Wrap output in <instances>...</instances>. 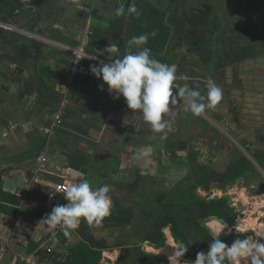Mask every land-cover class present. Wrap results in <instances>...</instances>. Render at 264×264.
Masks as SVG:
<instances>
[{"label": "crops", "instance_id": "1", "mask_svg": "<svg viewBox=\"0 0 264 264\" xmlns=\"http://www.w3.org/2000/svg\"><path fill=\"white\" fill-rule=\"evenodd\" d=\"M78 3L82 7L77 8ZM105 3L106 0H103L104 6ZM91 4H94L92 0H0V244L5 243L0 245V255L8 254L9 261L13 264H25L17 258L20 254L31 257L35 250L33 244L41 245L45 252L46 246L42 245L44 241L50 244L57 239L56 252L67 256L72 247L85 241L84 233L81 232L83 229L86 231L85 234L92 235L93 232L97 234L98 229H108L109 222L103 219L99 225L95 223L89 225L82 220L79 228L72 231L70 237H65L59 229L49 230L41 221L53 207L67 203L64 196L54 189L56 183L65 181L70 184L87 180L93 187L108 184L111 187V194L112 187L116 184L121 194L125 193L124 181L111 178L114 175L125 176L124 170L117 168L116 174L109 173L106 176L107 180L93 182L91 175H88L87 166L83 164L76 167L72 161L81 160L85 156L96 160L97 155L100 156V153H96L99 152V148H95L94 151L87 140L96 143L98 140L91 137L92 133L97 135V138L102 137L108 127L107 118L112 117L114 110L117 114L120 111L116 109L114 103L109 105V102L115 99L108 92L103 102L104 90L97 98L94 96L93 102L88 104L83 95L90 94L86 91L82 93L78 89L85 83L87 77L75 72L80 64L90 67L98 65L101 61L108 63V59L113 56L102 48L104 50L102 57L100 48L91 44L90 27L94 24L93 13L96 11ZM135 9L136 12L129 10L128 14L123 16L122 26L125 32H141L142 27L147 24L148 34L153 31L162 32L160 27L169 33L177 26L175 20L170 22L165 15L161 17L163 22L155 20L152 24L151 20L146 21L147 16L142 13H173L177 18H181L182 15L184 17V14L189 18L191 17L189 13H203L202 19L205 17L210 19L209 30L213 31L212 36L216 35L214 27L227 24L229 31L223 32L231 33L232 43L240 45L241 54L248 51L253 41H264V0H139ZM103 10L100 13H103ZM137 12L139 15L130 14ZM177 21L180 22L179 19ZM206 23L202 20L198 28L203 29L202 26L207 25ZM154 37L150 35L149 41L156 44L161 42L159 38ZM173 39L169 40V44ZM79 48H82L81 56L74 51ZM262 48L264 45L258 43V51L260 50L258 55L251 56L252 60H249L251 58L248 55L242 58V61L248 59L252 62L253 72L258 68L264 70L260 62L264 58ZM256 73L255 75L260 77V72ZM59 92H63L64 97L70 100V108L66 112L63 108L65 114L62 129L52 126L56 121L57 111L62 108ZM119 99L116 102L120 106L122 103ZM123 104L127 106L126 103ZM97 111L101 114L96 121L94 118ZM59 131L70 134L63 136L57 134ZM78 134L86 139L84 145L76 146L72 142L73 137L79 136ZM46 135L50 136L48 141L50 154L41 152ZM233 145L236 149L237 145L240 146L242 151L237 149L236 154L243 152L256 165L257 176L258 174L262 176L261 180L252 183L251 186L240 177V180L233 183L235 186L230 188L236 189L235 194L241 202V210L237 208L238 214L235 216L237 218L234 225L238 218H241L238 216L246 211L247 219L242 221L240 226L243 229L244 224L249 221L250 224L245 230L260 233L262 231L260 227L264 230V193L256 191H260L258 190L261 187L260 183L264 181V169L241 143L237 141ZM67 147H72L74 151L68 150ZM62 154L67 155L69 159H64ZM43 155L45 158L49 157V170L44 178H36L43 185L33 186L31 179L36 167L34 165ZM232 156L233 153L229 154L230 161ZM239 185L242 188L238 187ZM8 195H15L19 201L13 203V199ZM233 205L236 206L234 202ZM12 208L16 211L14 215L9 212ZM255 219L256 222L253 221ZM106 241L110 246L109 241L107 239ZM87 242L91 245L89 241ZM170 242L175 246L174 238L168 235L166 242L161 245L163 248L157 251L172 255L174 249L169 246ZM2 246H7V250ZM59 247L63 252L58 250ZM39 260L42 261L43 258L40 256ZM98 264H111L107 249L103 250L102 259Z\"/></svg>", "mask_w": 264, "mask_h": 264}, {"label": "flooded vegetation", "instance_id": "2", "mask_svg": "<svg viewBox=\"0 0 264 264\" xmlns=\"http://www.w3.org/2000/svg\"><path fill=\"white\" fill-rule=\"evenodd\" d=\"M93 14L95 17H94V24L92 27H90L91 44H95L97 46L98 44L97 42L100 38L105 39L107 41L106 44L117 42L118 43L117 45L120 48L121 56L128 51V43H127L128 40L131 39L133 36H138L140 34L146 33V30L148 28L147 24L145 25L143 24L144 26L142 27L141 32L138 33L130 32V31L125 32L124 26H122L124 25L122 24L123 16L128 13L119 12V14H117V11L115 12V8L113 6L106 5L105 9L103 10V13H93ZM130 14L132 15L136 13H130ZM142 14L146 15L148 18L147 19L145 17L146 21L151 20L152 24H154L153 23L154 20L163 22L161 20V17H165V16H167V19L169 18L170 22L175 20V22L177 23L176 27L178 30H176V27L175 28L173 27L171 29V32L169 33H167L168 30H166L163 27H160V30L162 32L157 31V33L160 36L159 39L161 42L156 44L148 40V43L146 45V47H149L151 49L154 58L169 65L176 64L178 68L177 75L179 77L182 76L189 77L188 80L178 79L176 81L177 86H183L185 83L189 84L192 87L199 85V88L203 93L206 92L205 89L206 81L208 79L214 80L223 89V99L216 106L215 109L207 110V112L209 114L214 113L213 110H216L215 112H218L219 110H221L220 104L222 103L223 105L222 108H224L225 110L227 108L228 114L232 116L231 122H233L234 119H237L240 122L242 120V116L240 115L241 105L243 104V101L248 103L247 101L248 99L246 100L245 96L249 94L248 91L250 89H248L247 91V89H244L242 86L226 84L225 79L223 80L217 78L220 72L223 71L226 72V70L228 71L230 67H235L236 64L240 63L243 60L239 48L240 45L232 43L231 35H230L231 33L227 32V34H225V32H223L224 30L229 31V27L227 26V24L223 23L219 26L214 27L213 30L216 31L217 34L215 36H212L211 34L213 33V31L210 32L209 30V28L211 29L210 19L208 17L202 19L203 13H189V15L191 16L189 18H186V14H184V17H182L183 16L182 15L181 18L175 17L173 13L172 14L142 13ZM154 14H156V16H154ZM177 19L180 20L179 23ZM202 20L207 22L206 23L207 25L202 26V28L205 30L198 28L199 23H201ZM199 34L201 36H199ZM223 34H225V36H223ZM165 35H166V41L162 42V37ZM171 38L174 39L169 44V40ZM251 44L255 45L253 43ZM99 50L101 51L100 53L102 54L103 57L104 50L102 49ZM259 53L260 50L258 51V49H256L255 46L254 47L251 46L246 52L248 57L251 58L249 60H252L253 57L251 56L258 55ZM261 53L264 54V50H262ZM113 58L115 57L111 56L110 60ZM244 61H248V59H245ZM260 62H262L261 67L263 69L264 58L261 59ZM82 67H88V66H84L80 64L78 68H76L75 72L87 77L92 75L90 70L88 74L80 73V69H82ZM88 69H90V67H88ZM251 70L252 71L251 74L249 75V80L252 83V86L250 88L252 90L254 89L253 91H260L264 95V70L260 71V77L255 75L257 74L256 72H258V70L254 72L253 69ZM92 76L96 80L93 81L87 78H85L86 80H84L85 84L91 87L90 89L78 87L80 92L83 93L84 91H86L87 94L91 95V97H88L90 95H83L85 96L86 103L88 104H91V101L93 102L94 96H96L95 98L99 96V93L101 92L100 85L103 84L102 79H97L94 75ZM259 79L260 81L258 82L257 80ZM106 87L107 85H104V93H102V102L105 100L106 97V92H107ZM235 90H236V95H234ZM69 102L70 100H68L67 98L63 103V105L61 106L62 114L59 120H57V116H56V121L52 123L53 127H57L62 123L64 124L63 115L65 114L66 110L70 108ZM223 102L226 105H224ZM88 104L86 105L88 106ZM63 108L65 109V112ZM174 108L176 109L177 114L184 113L186 115L180 116L181 117L180 120H182V123L178 124L177 122L174 121V119L179 117L177 116V114L174 113L175 118L174 116H172V111L167 114L166 118L172 121V129L171 131L168 132L166 139L161 140L160 136L162 135V133H153L151 128L148 132L141 131L140 135L134 138L135 141L134 145L137 147L136 151H138V149H144V150L146 149L150 151L151 153L149 156V160L151 161L150 164L148 166L143 165V167L130 169L131 171L127 173V176L125 175L126 189L123 195L117 193L120 190L117 187V185L113 183L115 185L112 187L113 189V192L111 194L112 199L113 200L115 198L119 199L121 205L124 206L126 210L131 212V218L129 222H127L124 226L110 225L108 227L115 234V238L117 237L115 239L114 245H110V247L107 249L108 259H110L111 264L112 263L113 264H169V259H168L169 254L167 252H164V254H162V252L157 251L161 247L163 248V246H158V244L151 242L149 239L145 237L146 232H148L147 226L151 224L149 219H145L146 217L145 213L148 211H153V213H157L161 207V204L164 202V199L166 200V199L174 198L175 200L178 201L183 200L184 196L182 195V190L188 189L190 191L192 186L197 182L196 180L201 177L200 175L205 176L208 172H213V177H214V179L210 180L211 182L210 189L205 190L203 185H199L196 189H194L195 193L198 196L205 197L206 200H208L207 198L209 197L210 191L222 190L224 188V187H220L219 185L225 182V179L227 177L224 176L226 175V171L228 170L229 164L231 162H229L225 170L220 171L217 170L216 160L219 158L220 160H222V158L225 157L227 154L229 156V154H231V151H234L233 155H235L237 153V149L234 146H232L234 142L228 140L227 137L225 136V133H223L221 126L216 124L215 126L214 124H212L211 121L209 120L210 118L208 119L202 118L200 120L197 117H194L193 115L189 116L190 112H185L184 105L180 103H178ZM127 110H130L128 111L131 114L129 116L133 117V115H136L142 117L143 119L141 112L133 111L131 109H123V110L120 109L119 115L120 116L128 115L126 112ZM173 111L175 110L173 109ZM99 114H101V112L97 111V113H95L94 120L96 121L98 120ZM221 114L222 112H220V116H219V114L214 113L213 117H215V119H217V121L220 124H222L224 127L226 126L225 124L226 121ZM112 118L115 117L112 116L107 118L108 125L115 123V119ZM96 121H93V123H96ZM239 122L235 124H239ZM142 123L146 125V122L144 120L142 121ZM177 126L181 127L180 128L181 131L178 130L176 131ZM186 127H188L189 129ZM259 128L262 129V127ZM134 129H135L134 125L128 124L129 133L134 132ZM228 130L229 132L233 133L235 140H237L236 129L232 130L230 127L228 128ZM58 133H60V131ZM60 134L64 136V134L67 135L70 133L64 132ZM92 134H93L91 136L92 138H95L98 141L101 139V137L97 138V135H95L94 133ZM78 135L79 136L73 137L72 142L76 144V146L84 145L85 138H82L81 134ZM179 136H181V138ZM222 138L225 140L223 144L226 150L223 152L224 154L220 153L217 155L216 153L218 151H216V148L218 146L219 140L222 141ZM55 140L58 143V140L56 138ZM88 140L87 142L91 143L90 148L93 149L95 146H97L95 141L92 140L88 141ZM127 143H129L128 139L127 141H125L124 144L127 145ZM212 146H214V148ZM71 148L72 147H67L68 150L74 151V149ZM42 153L45 154L44 152ZM66 154L68 153L66 152ZM105 155L106 154L100 153V156H105ZM131 155L133 156L134 152H132ZM61 156H64V159L65 158L69 159V157L65 154H62ZM217 156H219V158ZM47 160H49L48 156L43 161V164ZM140 160L141 162L143 161L145 164L144 158H140ZM137 178H139L140 180L139 185L136 188H132ZM229 184L231 185V187L233 186L232 183ZM142 185L145 186L142 187ZM146 185H149V187H147ZM258 190L260 191H256V192L263 191L264 193V186L261 185V187H259ZM203 193H205L206 195H203ZM183 202H188V199L185 198ZM227 206H228V200H227ZM228 208H233L234 212L232 215L235 216L237 215L238 213L237 206L233 205L232 207H228ZM206 217L201 218V224L202 222L207 224V221H205ZM210 223L211 222L209 221L208 222V225L210 227V228L208 227L209 231L211 230ZM235 226L236 225L233 224V227ZM163 232L165 235V242L167 240L168 235L174 238L175 243L180 241L176 239V237L174 236L171 226H166L165 228H163ZM118 250L121 251L118 252ZM40 251H42V254H40ZM33 256L37 257L38 259L40 258V256L43 259H47L41 245H38V247L35 248L33 255L31 257L28 256L25 257V259L32 262L31 258ZM111 257H113V260ZM38 259L36 263L39 262ZM194 260H195L194 258L188 257V252H187L181 258V263H183V261H194Z\"/></svg>", "mask_w": 264, "mask_h": 264}, {"label": "clouds", "instance_id": "3", "mask_svg": "<svg viewBox=\"0 0 264 264\" xmlns=\"http://www.w3.org/2000/svg\"><path fill=\"white\" fill-rule=\"evenodd\" d=\"M76 7L82 5L78 3ZM132 11L136 12V9ZM136 14L139 15L138 12ZM150 35L155 36V31L129 39L128 51L122 56L116 43L108 44L105 52L115 58L108 59V63L101 61L98 65H91L89 70L97 79H102L101 91L107 85V92L113 99L123 97L128 108L141 112L153 133H162L160 139L164 140L172 129V121L166 116L178 103L184 105L185 112L201 117L222 101L223 89L212 79L206 81V92L203 93L199 85L192 87L185 83L177 86L178 79L188 80L189 77H179L176 64L169 65L154 58L151 49L146 47ZM150 154L144 149L136 152L138 158ZM63 193L67 203L53 207L41 221L49 230L59 229L65 237H70L82 220L89 225H99L111 215L113 201L108 184L93 187L89 181L82 180L68 184ZM231 232L232 229L223 221H213L208 251L197 252L194 261H183V264H264V232L234 239L231 245L219 238L222 233L229 235ZM173 249L174 253L168 258L169 264H181L188 247L183 241H178ZM48 261L45 259L41 264Z\"/></svg>", "mask_w": 264, "mask_h": 264}, {"label": "trees", "instance_id": "4", "mask_svg": "<svg viewBox=\"0 0 264 264\" xmlns=\"http://www.w3.org/2000/svg\"><path fill=\"white\" fill-rule=\"evenodd\" d=\"M154 16H156V14H154ZM153 22H155V20ZM156 37H160L158 33H156L154 38ZM165 41L166 35L162 37V42ZM106 42L105 39L100 38L97 42V46H101L99 48L104 49V46L111 44H106ZM116 44L118 43L116 42ZM86 78L92 80V78ZM237 122H239V120L234 119L233 123ZM261 127L262 129L257 127L249 128V131H247V126L237 125L236 129L240 130H236V137L238 142L248 150L257 164L264 169V128L263 126ZM244 130L246 131L244 132ZM252 132L254 133V137L249 135ZM72 161L76 164V167L80 165L78 162L74 160ZM230 162L226 175L224 176L227 178L225 179V182L219 185L220 187H225L229 183L233 184L240 177L245 179L244 181H246L248 186H251L252 183H256L258 180L262 179L260 174L257 176L255 173L256 165L245 154L240 152L235 154L232 156ZM200 176L201 177L196 180L197 182L192 186L190 191L188 189L182 190V195L184 196V199H188V202H183L184 199L179 201L174 198L164 199V202L161 204L157 213H153V211L145 213V219H149L151 222V224L147 226L148 232L145 234L147 239L158 244V246H161L162 243L165 242L163 228L171 226L176 239L183 241L188 247V257L194 259L196 258L197 252H207L208 245L212 241L209 229L201 225V218L216 214L219 217L226 219L232 225L237 218L235 215H232L234 212L233 208H228L227 198L220 197L218 199L206 200L205 197H200L195 193L194 189L199 185H203L205 190H209L211 185L210 180L214 179L213 172H208L205 176ZM139 181V178H137L132 188H136L139 185ZM8 196L13 199V203L19 201L18 198V201L16 200L15 195ZM113 201L114 204L111 215L104 219L109 222V226H124L129 222L131 212L121 205L119 199L115 198ZM9 212L14 215L16 211L12 208ZM83 230L81 231L82 233H84ZM85 233V241H81L72 247L67 256L60 257V255L56 253L44 252L45 256L53 264H98L102 259L103 250L108 249L110 246L106 239H96L92 234ZM246 236H249V234L236 233L228 238L222 239V241L231 245L234 239H242ZM86 240L89 241L91 245H89ZM170 245L171 242L169 243V246ZM37 247L38 245L33 244L34 249ZM173 247L174 246H172V248ZM40 254H42V251H40Z\"/></svg>", "mask_w": 264, "mask_h": 264}, {"label": "rangeland", "instance_id": "5", "mask_svg": "<svg viewBox=\"0 0 264 264\" xmlns=\"http://www.w3.org/2000/svg\"><path fill=\"white\" fill-rule=\"evenodd\" d=\"M217 34V33H215ZM262 43L263 40L261 41ZM258 41H253L252 47H256L258 49ZM261 50H264V48H262ZM247 56L246 52L243 51L242 52V57ZM252 69V62L250 61H241L240 63L236 64L235 67H230L228 69V71L226 70L223 72H220L218 75V79H225L226 80V84H231V85H239L242 86L244 89H250L248 92L249 94H247V96H245V99L248 101V103L243 101V104L241 105V113L240 115L242 116V120L239 122V124H235L233 122H231V118L232 116H230L228 114V110L226 108V110L224 108H222V103L220 104V109L218 112H215L216 110H213L214 113L219 114L220 116V112H222V116L223 118H225V124L226 126L223 127L222 124H220L217 119H215V117H213L214 113L209 114L207 111L206 113L201 116V117H197L198 119H208L211 121L212 124H216L221 126L223 133H225V136L227 137L228 140L233 141L234 143H236L237 141L235 140V137L233 136L232 132H229L228 128L231 127V129H236L237 125H243V126H247V131H249V128H253V127H264V95L261 92H256L253 91L250 87L252 86V83L249 80V75L251 74V70ZM262 71L260 68H258V72ZM226 73V74H225ZM239 79V80H238ZM238 80V81H237ZM239 88V87H237ZM237 90V89H236ZM236 90L234 92V95H236ZM117 99H115L114 101L111 100L109 102V105H112L113 103L116 105V109H124L123 107L128 108V106L124 105L123 103H126L124 98H120L119 101L122 103L120 106L117 104L116 102ZM245 100V101H246ZM225 101V100H224ZM224 103V102H223ZM224 105H226L224 103ZM228 105V104H227ZM175 111L172 110V116H174V113L177 114L176 109L174 108ZM127 110V114L128 115H123L120 116L119 113L117 114V111L114 110L112 112V116H114L115 118V123L108 125V127H106L104 133L102 134V137L99 141L96 142L97 146L94 147V151L95 148H99V152L96 151L97 154L99 153H103L106 154L105 156H98L96 160H93V158L91 157H87L85 156L83 159L78 160L76 162H78L80 165L85 164L87 166V170H88V175H91V179L93 180V182H99L101 180H107V175L109 173H114L116 174V170L117 168L120 170H124L125 175L127 176V173H129L132 168H139V167H143V165L148 166L150 164V160H149V156L144 158L145 164L144 162L140 160V158H138L136 156V150L137 147L134 145V138L138 135H140L141 131H146L148 132L150 130V125L148 123H146V125H144L142 123L143 119L142 117L133 115H131ZM120 112V111H119ZM180 114V115H178ZM176 119H174L175 122H177L178 124L182 123L181 119V115H186L184 113H178ZM135 116V118H134ZM189 116H192V114L190 113ZM175 118V116H174ZM128 124L134 125L135 129L134 132L129 133L128 132ZM215 125V126H216ZM181 127L177 126L176 131H181L180 130ZM188 128V127H186ZM189 129V128H188ZM238 130V129H236ZM246 130H244L245 132ZM262 131V130H261ZM254 133H250V136H253ZM262 134V132H261ZM261 134L259 133V135L261 136ZM181 138V136H179ZM129 141V143L124 144L125 141ZM224 139L222 138V141L219 140L218 142V146L216 148V151H218L216 154H224L223 152L226 150V148L224 147ZM117 143V144H115ZM216 146V145H215ZM214 148V146H212ZM237 149L241 152L242 150L240 149V146L237 145L236 146ZM107 148V149H106ZM146 150V149H145ZM101 151V152H100ZM134 152V155L132 156L131 153ZM234 151H231V153H233ZM243 153V152H242ZM220 156V155H219ZM219 156H217L219 158ZM216 167L217 170L223 171L226 169L227 165L230 162V158L228 156V154L222 158V160L217 159L216 160ZM259 165V164H258ZM122 168V169H121ZM113 169V170H112ZM113 175V174H112ZM130 176V175H129ZM128 176V177H129ZM112 179H117L118 181H124V183L126 182V177L124 175H114L113 177H111ZM145 183V182H144ZM237 185V184H236ZM145 185H142V187H144ZM147 187H149V185H146ZM235 186V185H233ZM240 187V185L238 186ZM242 188V187H240ZM235 188L230 189L229 195L232 199V202H234L237 206L238 209H240L241 206V202L238 199V196L235 194ZM245 192V189H242ZM247 190H249V188H247ZM118 194H121L122 192L119 191L117 192ZM203 195H206L205 193H203ZM161 198V197H159ZM167 198V197H166ZM239 204V206H238ZM241 210V209H240ZM247 215L248 213H243V215H239L238 217L241 216V218L237 220L236 222V227L240 228L242 230V226H240V223H242V221H244L245 219H247ZM257 220L255 219V222ZM213 221H211L210 225L212 224ZM202 225V224H201ZM245 225V224H244ZM248 226V225H245ZM245 228V227H244ZM244 230V232H247L248 234L251 235H256L258 233H254L252 230ZM261 228V232H264V230ZM86 231H84L85 233ZM93 235L96 239H107L110 243V245H114L115 243V234L112 232V230H110V228L108 229H98V233ZM43 246L46 245V241H44V243L42 244ZM60 252L62 251V248L59 247L58 249ZM116 256V255H114ZM113 259V257H111Z\"/></svg>", "mask_w": 264, "mask_h": 264}, {"label": "water", "instance_id": "6", "mask_svg": "<svg viewBox=\"0 0 264 264\" xmlns=\"http://www.w3.org/2000/svg\"><path fill=\"white\" fill-rule=\"evenodd\" d=\"M92 2L94 3L93 5L91 4L92 7H95V9H96L95 13H100L103 9H105L106 5L113 6L115 8V12L119 11L122 13H128L129 10H132L133 8H135L139 4V0H106L105 6L103 5V0H92ZM259 40H261V39H259ZM259 43H261V45H264V43H262V42H259ZM90 78H92L93 80H96L94 77H90ZM80 87L89 88V89L91 88L90 86L86 85L85 83H82L80 85ZM106 89H107V87H106ZM59 98L61 101V103H60V107H61L63 105V103L65 102L64 99L66 100L63 92H59ZM57 127L62 129L64 127V124L62 123L61 125H58ZM57 127H55V128H57ZM49 140H50V136L46 135L44 147H43V150L41 152L45 151L48 154H50L49 149H51V148H50V144L48 143ZM38 165L39 164L37 161L36 165H34L36 167H34L33 177L31 179L32 180L31 185H33V186H42L43 185L41 182L37 181L36 178L42 179V178H44V176H46L47 170H49L50 160L45 161L44 164L41 166V169L38 172H36ZM238 180H240V179L238 178ZM260 184L264 186V181H262ZM230 188H231V185L228 184L222 190H215V191L212 190V191H210L209 197L207 199L208 200L209 199H215V198H219L220 196H222L224 198H228V207H232L233 206L232 200H231V198L229 196V192H228ZM214 194H216V195H214ZM205 221H207V224L202 222V225L206 226L207 228L209 227V225H208L209 221L210 222L211 221H223L229 228L232 229V232L229 235H224L222 233L219 237L221 240L228 238V237H230L236 233H238V234L244 233V231H241V229H238L236 227H232L231 223H229L227 220L219 217L216 214L209 215L208 217L205 218ZM210 235H211V230H210ZM0 245H5V243L0 244ZM2 247H5V246H2ZM5 250H7V246L5 247ZM120 251L121 250H118V252H120ZM25 257H28V256H25V255L21 256V254H20L17 259L20 260L21 262H24L25 264H33V262H30L29 260L25 259ZM9 258L10 257L8 256V254L0 255V264H13L12 262L9 261ZM40 261L41 260H39V262ZM41 262H45V259H43Z\"/></svg>", "mask_w": 264, "mask_h": 264}, {"label": "built area", "instance_id": "7", "mask_svg": "<svg viewBox=\"0 0 264 264\" xmlns=\"http://www.w3.org/2000/svg\"><path fill=\"white\" fill-rule=\"evenodd\" d=\"M82 48H79V49H76V50H74L75 51V53L77 54V55H79V56H81V54H82ZM88 72H89V69H88V67H82V69H80V73H82V74H88ZM61 114H62V108H60L59 109V111H58V113H57V120H59V118H60V116H61ZM49 131H51V130H49ZM45 160V156L43 155V157L40 159V161L38 162V167H37V169H36V171L38 172L40 169H41V166L43 165V161ZM37 180V179H36ZM69 183H67V182H58V183H56L55 184V186H54V189L57 191V192H59L61 195H63L64 196V190L66 189V186L68 185ZM56 241H53V242H51L50 244H46L45 246H46V248H45V252H47V253H56V254H58V255H60L58 252H56V249H55V247H57V239H55ZM44 246V247H45ZM63 256H65V255H63ZM62 255H60V257H63ZM37 257H35V256H33L32 258H31V260H32V262H33V264H41L40 262H38V263H36L37 262ZM39 260V259H38ZM43 264H51L50 263V261H48V262H46V263H43Z\"/></svg>", "mask_w": 264, "mask_h": 264}, {"label": "bare ground", "instance_id": "8", "mask_svg": "<svg viewBox=\"0 0 264 264\" xmlns=\"http://www.w3.org/2000/svg\"><path fill=\"white\" fill-rule=\"evenodd\" d=\"M258 202H259V201H258ZM253 207H254V206H253ZM253 221L255 222V220H253ZM249 224H250L249 221H247L245 225H249ZM245 225H244V227L246 228L247 226H245ZM262 226H263V225H262ZM245 228H244V229H245ZM247 228H248V227H247Z\"/></svg>", "mask_w": 264, "mask_h": 264}]
</instances>
